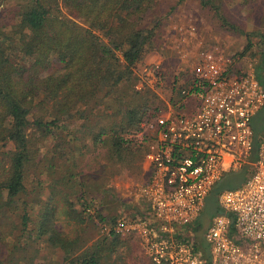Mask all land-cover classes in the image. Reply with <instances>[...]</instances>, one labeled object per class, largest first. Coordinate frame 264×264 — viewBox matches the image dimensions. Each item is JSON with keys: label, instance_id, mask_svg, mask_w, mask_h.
Returning a JSON list of instances; mask_svg holds the SVG:
<instances>
[{"label": "trees", "instance_id": "trees-1", "mask_svg": "<svg viewBox=\"0 0 264 264\" xmlns=\"http://www.w3.org/2000/svg\"><path fill=\"white\" fill-rule=\"evenodd\" d=\"M12 1L0 10V264H126L125 239L111 232L88 246L80 227L94 189L115 199L112 176L139 170L148 147L134 136L166 106L134 88L158 51L161 20L147 23L158 2ZM247 41L240 56L254 58L264 85V30ZM254 130L257 149L264 110ZM245 179L227 173L212 195Z\"/></svg>", "mask_w": 264, "mask_h": 264}, {"label": "built area", "instance_id": "built-area-1", "mask_svg": "<svg viewBox=\"0 0 264 264\" xmlns=\"http://www.w3.org/2000/svg\"><path fill=\"white\" fill-rule=\"evenodd\" d=\"M235 56L197 58L134 136L148 147V178L138 189L147 207L141 217L120 219L117 232L138 233L153 264H264V133L256 149L254 130L264 85L254 62L244 67ZM161 78L159 67L147 66L136 88ZM240 171L245 181L217 196L220 212L200 237L195 225L207 198L227 173Z\"/></svg>", "mask_w": 264, "mask_h": 264}, {"label": "rangeland", "instance_id": "rangeland-1", "mask_svg": "<svg viewBox=\"0 0 264 264\" xmlns=\"http://www.w3.org/2000/svg\"><path fill=\"white\" fill-rule=\"evenodd\" d=\"M212 1L218 8L217 11L214 6H204L202 0H157L158 4L147 23L151 22L154 26V19L161 20V26L156 30L158 51L145 58L140 68H136L135 75L139 83L141 71L147 66H153L159 67L162 78L155 86L149 85L140 91L135 85V91L143 92L145 88H149L166 103L177 77L189 74L196 59L206 52L241 57L248 44V38L255 44L258 42V32L264 30V0ZM13 3L12 0L5 2L0 10ZM258 50V47L254 46L253 51L259 52ZM241 59L244 67L255 61L250 55ZM138 167L139 170L133 168L112 176L109 186L116 195L115 199L111 194L103 196L96 189L92 191L89 198L91 203L86 212L90 219L80 228L88 246L114 232L126 241L120 252V255L126 258V264H153L138 233L133 230L126 231V234L117 232L120 219L132 221L141 217L147 207L139 201L138 192L139 186L148 178L145 158ZM92 182V178L88 179L87 185L91 186ZM219 212L217 196H209L199 218L200 237ZM101 217L109 221L102 222Z\"/></svg>", "mask_w": 264, "mask_h": 264}, {"label": "water", "instance_id": "water-1", "mask_svg": "<svg viewBox=\"0 0 264 264\" xmlns=\"http://www.w3.org/2000/svg\"><path fill=\"white\" fill-rule=\"evenodd\" d=\"M7 0H0V7L3 6V4L6 2Z\"/></svg>", "mask_w": 264, "mask_h": 264}]
</instances>
